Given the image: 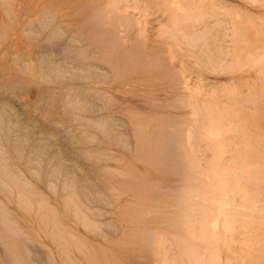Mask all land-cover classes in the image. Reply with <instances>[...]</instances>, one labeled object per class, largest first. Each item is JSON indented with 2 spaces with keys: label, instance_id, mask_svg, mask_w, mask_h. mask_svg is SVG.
Masks as SVG:
<instances>
[{
  "label": "bare ground",
  "instance_id": "6f19581e",
  "mask_svg": "<svg viewBox=\"0 0 264 264\" xmlns=\"http://www.w3.org/2000/svg\"><path fill=\"white\" fill-rule=\"evenodd\" d=\"M31 1L0 0V264H42V258L39 262L37 256V245L42 246L37 237L47 239L55 249L53 252L51 248L42 246L51 255L48 259L50 263L45 264H56L55 258L60 264H127L122 263L118 256L120 253L115 251V255L112 249L121 245L130 246V251L142 253L141 258L147 264H234V259L241 256H232L230 240L226 241L224 248L232 255L225 256L223 263H219L216 246L198 253L190 249L192 243L188 238L202 231L193 222L196 214L191 212L200 206L197 186L210 179L214 168L204 172L205 176L200 175V165L194 164L184 154L182 149L185 143L180 141L184 126L182 129V125H171H176L175 119L170 123L161 120L157 125L162 128H152V137L146 140L132 133L137 125L118 114L122 108L113 113L102 111L112 104V101H108L110 95L105 87L112 88L118 81L132 76H135L136 83L153 82V85L162 86L170 81L173 74L167 62L153 50L145 52L140 45H135L136 39L113 46L121 31L118 25L124 26V18L132 23L133 18H130L133 16L116 15L113 2L92 10L88 19H84L78 17L83 8L74 4L64 7L62 1L56 3L57 6L53 4V7L48 2L44 5L35 0L37 3L32 1L33 5ZM117 1L114 3L117 4ZM62 8L67 13L60 16L64 10ZM142 31L138 28L137 32L140 34ZM203 32L202 35L205 34ZM207 45L198 48H206ZM145 48L157 46L147 43ZM212 48L214 54L219 50L217 45ZM214 58L208 56L210 62ZM153 66L161 69L154 71ZM148 69L151 72L139 79L140 74ZM111 75L114 76L113 80L103 88L94 86ZM125 110L129 112V109ZM131 137L134 138L131 151L147 164L150 165V160L154 159L150 157L153 151L168 157L170 162L163 167L167 172L182 164L180 176L183 179L178 187L182 184L186 186L184 194H178L175 189L170 191L165 201L152 200L150 206L142 205L140 211L139 208L135 210L137 216L133 219L145 223L142 229H136V239L133 230L128 231L127 226L120 228V222L109 218L108 214L126 216L120 214L121 211L117 213L116 209L128 211L127 206L133 200L141 202L142 196L137 193L134 199L118 203L115 198L111 200L107 191L116 196V192L117 195L131 190L139 192L142 185H136L135 180L123 183L131 171L124 174L117 167L100 166L102 157L96 148L101 144L110 151L107 144L112 142L130 151ZM159 142L164 144L157 146ZM88 144L91 146H86ZM118 160L117 157L111 158L114 162ZM107 174L115 177V185L108 180ZM131 177L133 179L134 175ZM186 177L192 181L186 180ZM146 186L150 189L149 197H154L155 190L151 188V183L148 182ZM203 187L208 186L205 184ZM215 188L213 192L219 196L224 193L222 186ZM211 198L216 199L214 195ZM161 202H166V205L158 208ZM9 204L23 211L27 217L24 218L26 223H22V215L18 216ZM108 205L113 210L104 208ZM222 219L231 221L226 220L225 216L219 220ZM199 221L200 216L196 223ZM79 224L96 234L104 247L97 249L85 234H79L75 229ZM118 229L121 231L118 234L123 239L127 238L126 241L112 240L106 232L109 230L116 234ZM35 230L38 231L37 237L33 234ZM155 235L159 237L155 238ZM205 238L214 241L211 234ZM155 243L157 246L154 248L148 247ZM172 246L175 249L173 257L168 256ZM206 253L207 258L204 257ZM180 256L188 258V262H181Z\"/></svg>",
  "mask_w": 264,
  "mask_h": 264
},
{
  "label": "rangeland",
  "instance_id": "374dc122",
  "mask_svg": "<svg viewBox=\"0 0 264 264\" xmlns=\"http://www.w3.org/2000/svg\"><path fill=\"white\" fill-rule=\"evenodd\" d=\"M32 1L37 3L35 0ZM32 1L30 3L34 5ZM53 1L38 0V3L46 5L48 2L57 6L56 3L63 1L64 7L74 4L83 8L82 14H78V17L88 19L92 10L113 2L116 15L133 16L130 18H133L132 23H128L127 18H124V26L118 25L121 31L117 34L113 46L126 40L136 39L135 45H140L141 50L145 52L153 50L167 62V67L173 74L170 76V81L162 86L153 85V82L136 83L135 76H132L122 82L118 81V84L112 88L105 87L110 95L108 101H112V104L102 111L113 113L122 108L124 111L121 110L118 114L137 125V129H133L132 133L138 134L140 138L145 137L146 140L152 137V128L160 127L157 122L161 120L170 123L175 119L176 125L173 123L171 125H182V129L184 126V134L180 139L182 144L185 143L182 149L184 154L191 158L194 164L200 165V175L205 176L204 172L214 168L212 176L205 182L208 187L204 188L205 184L197 186L200 206L196 209L197 212L192 209L191 212L196 214L193 222L197 228L200 226L202 231L194 234L196 238L193 237L194 235L188 238L192 243L190 249L198 253L205 248L216 246L217 255L220 256L219 263H223L225 256L233 254V257L241 256L234 259L236 261L234 264H264V0H124L125 2L118 0L117 4L114 3L116 0H99V3L97 0H58L57 2L55 0V3ZM65 13L67 12L64 9L60 16ZM101 28L103 29V26ZM138 28L143 29L142 33L137 32ZM201 32L205 33L204 36ZM196 34L201 36L195 37ZM147 43H152L157 48H145ZM204 44H208L207 49L198 48L203 47ZM213 45L219 47L216 54L211 51ZM208 56L215 58L210 62ZM156 67L153 66L152 70L161 69ZM150 72L148 69L141 73L139 79ZM113 78L114 76L111 75L107 79L99 80L94 86L103 88ZM125 109H129V112ZM135 114L137 115L134 116ZM144 125L146 127H143ZM256 128L259 130L256 131ZM133 142L134 138L131 137L130 144ZM161 144L164 143L159 142L156 145ZM107 147L110 151L101 144L96 146L100 152L99 156L102 157L99 165L117 167L124 174L131 171L135 179L130 175L128 177L131 179L128 180L129 178L126 177L123 183L128 184V181L135 180L136 185H142L139 192L131 190L119 195L116 192L117 197L107 191L111 200L116 199L118 203L129 198L134 199L137 193L142 196L141 202L133 200L127 206L128 211L116 209L117 213L121 211L120 214L126 216L116 214V217L108 214L109 218L120 222V228L127 226L128 231L133 230L136 239V229H142V225L145 224L140 219H133L137 216L136 209L141 208L142 205L150 206L155 200L165 201L170 191L173 192L175 189L178 190V194L186 193L184 184L178 187L183 179V176H180L182 164L173 167L170 173L163 169L170 162L168 157L156 151L150 154L154 159L150 160L149 165L140 159L141 157L135 156L136 152L131 151L133 144L130 151L112 142L108 143ZM220 151L223 153L221 154ZM113 157H117L120 161H111ZM135 168L136 171L133 172ZM112 174L117 175L114 171ZM117 176L122 180L119 175ZM106 177L112 184H116L115 177L108 174ZM187 179L192 181L189 177H186ZM148 182L155 190L152 198L149 197L150 189L148 186L145 187ZM216 186L223 188L224 193L221 192L220 196L213 192ZM43 190L51 196L47 189L43 188ZM212 195L216 199H212ZM165 203L161 202L158 208L164 207ZM8 206L13 207L11 210L16 211L18 216L22 215L23 218L21 216L20 220L26 223L24 219L26 216L22 210L13 204ZM104 208L113 210L109 205ZM199 216L201 221L197 224ZM224 216L226 220L231 221L225 222L222 219V223L219 219ZM130 221L139 222L132 224ZM80 226L79 224L75 227L79 234H85L86 238L95 243L97 249L104 247L96 234L83 226H81L82 230ZM118 231L116 234L109 230L106 232L113 238L112 240H121L123 238L118 234L121 231ZM37 232L35 230L33 233L36 237ZM210 234L214 241L206 240L205 237ZM158 237L159 235H155V238ZM37 239L42 246L49 247L54 252V247L47 239L38 237ZM126 240L127 238L121 241ZM228 240L233 247L232 254L224 248ZM42 246L37 245L38 261L42 258L40 263H50L48 259L51 255ZM155 246L157 243L148 247ZM41 248L48 256L44 255ZM112 249L115 255L120 253L118 256L121 257L119 260H122V263L147 264V261L141 258L142 253L130 251V246H114ZM171 249L168 256L173 257L175 249L173 246ZM207 255L204 254V257L207 258ZM179 260L188 262V258L183 256H180ZM55 262L60 264L58 258H55Z\"/></svg>",
  "mask_w": 264,
  "mask_h": 264
}]
</instances>
